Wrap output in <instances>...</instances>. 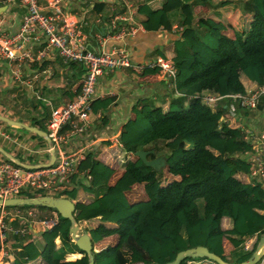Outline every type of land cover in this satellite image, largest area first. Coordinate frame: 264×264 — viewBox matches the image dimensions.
Listing matches in <instances>:
<instances>
[{
    "label": "trees",
    "instance_id": "1",
    "mask_svg": "<svg viewBox=\"0 0 264 264\" xmlns=\"http://www.w3.org/2000/svg\"><path fill=\"white\" fill-rule=\"evenodd\" d=\"M175 1L176 5L159 8L147 3L138 7V13L145 15L144 27H149L152 14L163 9L162 28L170 33L178 29L169 50L156 49L158 56L174 63L175 91L160 105L140 102L136 115L121 128L120 146L110 151L115 157L121 155L120 166L144 188L148 207L143 209L135 201V190L114 191L106 182L66 190L65 196L75 200L76 223L86 220L83 229L92 241L94 264H164L179 251L198 245L226 262L240 263L264 235V188L250 177L249 160L240 155L251 151V143L240 128L229 124V99L221 97L214 106L203 99L207 94H248L264 81V0ZM94 7L99 12L105 8L103 3ZM78 67L83 75L84 65ZM158 73V66L144 65L140 76ZM114 99L94 100L90 112L103 111ZM262 99L255 108L245 109L246 114L262 109ZM155 147L167 148L162 153L167 164L160 171L134 155ZM156 156L149 154L148 159ZM87 160L94 162L93 152L86 154L83 169ZM94 214L101 215L100 220H92ZM141 217L148 220L147 230ZM70 225L60 217L56 227L42 232V247L23 245L19 239L24 237L10 236L16 257L8 264H27L39 257L40 264H88V256L69 235ZM113 235L115 241L94 249V244ZM252 238L253 246L245 247ZM76 252L81 257L65 262L66 254ZM179 264L217 263L186 257Z\"/></svg>",
    "mask_w": 264,
    "mask_h": 264
},
{
    "label": "crops",
    "instance_id": "2",
    "mask_svg": "<svg viewBox=\"0 0 264 264\" xmlns=\"http://www.w3.org/2000/svg\"><path fill=\"white\" fill-rule=\"evenodd\" d=\"M40 1L42 4L46 3V0ZM101 3L105 8L99 12L94 5ZM143 3L153 8H159L162 4H177L175 0H65L62 8L77 20V29L84 37L89 50L124 49L134 65L144 66L161 57L158 56L160 53L156 52V49H170L178 29L170 33L162 28L163 9L152 14L149 27H144L141 20L145 18V15L138 13V7ZM2 6L6 7L0 12L4 29L11 33L17 31L26 12L25 6L20 0H0V7ZM107 16L110 18L107 19ZM113 19L117 22V31L120 30L121 24L135 27V30L121 38H107L102 45H99L95 36L96 31L107 27ZM26 48L35 57L33 61H26L21 65L19 78L16 77V70L18 71L16 63L9 59H0V115L47 132V121L51 111L73 98L80 89L82 79L81 68L78 67L80 63L66 61L56 49L47 46L43 35H40L39 41L28 42ZM38 53H42L41 56H38ZM174 91L173 83L163 80L160 73L140 76L129 69L105 72L96 82L94 100L113 96L114 101L101 112H90L89 120L85 123L82 132L72 136L61 149L64 153H71L84 148L85 156L87 153H94V162L90 163V160H87L85 169L79 174H74L70 185L61 191L59 196L53 197H66V190L78 185H97L101 182L108 183L114 191L127 190L128 187L121 185L122 177L125 179L129 177L125 169L120 166L122 157L121 155L115 157L110 151L120 146L118 136L121 128L136 115V107L140 102L151 100L154 104L160 105L169 99ZM262 101L264 104V99ZM245 111L243 109L239 114H234V117L239 116L240 127L238 128L251 131L255 135L264 133V105L252 115L246 114ZM0 146L23 163H43L50 157V152L47 150L48 143L43 136L3 121H0ZM55 154L57 157L58 152ZM235 154H238V151ZM248 155L245 153L242 157L248 159ZM3 156L0 153V158ZM129 184V188L138 187L139 194L142 192L143 188L134 181L131 180ZM35 210L39 217H52L57 212L44 207H38ZM92 220H100V217L92 218ZM81 222L85 225L86 220ZM9 224L17 226L16 221H10ZM82 224H79V227L84 230ZM42 232L40 227L33 224L30 234L19 240L23 245L34 243L42 247L45 244ZM112 237L99 242L98 244L102 245L94 249L99 251L105 248L113 242ZM254 241L253 238L249 239L245 246L250 248ZM58 242L59 238H56L55 243ZM13 243L14 239L10 240L5 253L0 251V264H8L16 257ZM72 255H76V258L71 259ZM79 257L81 253L78 252L66 254L65 262L74 261ZM41 260V257L29 259L27 264H40ZM59 264L63 263L59 262ZM260 264H264V253Z\"/></svg>",
    "mask_w": 264,
    "mask_h": 264
},
{
    "label": "built area",
    "instance_id": "3",
    "mask_svg": "<svg viewBox=\"0 0 264 264\" xmlns=\"http://www.w3.org/2000/svg\"><path fill=\"white\" fill-rule=\"evenodd\" d=\"M26 12L19 28L15 32L4 29L0 20V59H9L16 63V77H20L21 65L33 61L34 54L26 48L30 41H39L43 35L48 47L56 49L66 61L83 64L85 71L82 75L80 89L77 94L53 109L47 121V135L51 140V147L58 152L54 163L49 167L26 169L17 165L12 159L3 156L0 158V199L27 197L23 193L42 196L46 191L61 192L70 185L74 174L82 172V163L86 156L84 148L71 153L61 151L62 145L68 143L72 136L82 132L85 123L89 120L92 102L94 100L97 80L107 71L114 69H129L135 74L142 72L143 66L134 65L129 54L124 49L89 50L84 37L77 29V20L68 15L62 4L65 0H20ZM117 22L111 20L109 25L95 33L96 40L102 45L107 38H121L135 27L121 24L117 31ZM177 29V28H174ZM42 53H38L41 56ZM158 66L163 80L168 82L176 75L174 63L163 57H158L148 67ZM195 97V96H194ZM229 99L228 111L234 116L237 106L241 109L255 108L264 97V81L248 94L232 93L226 95L207 94L203 99L210 106H214L219 98ZM190 99V97H187ZM221 121H226L221 117ZM244 138L251 143L248 152L250 163V177L254 182L261 183L264 188V133L255 135L251 131L242 129ZM47 195V194H46ZM13 207V208H9ZM16 221L17 226L10 225ZM60 222L56 212L52 217H39L38 212L22 205H0V251L5 253L10 244V236L26 237L31 232L33 224L42 231H51ZM58 238V237H57ZM247 247V246H245Z\"/></svg>",
    "mask_w": 264,
    "mask_h": 264
},
{
    "label": "water",
    "instance_id": "4",
    "mask_svg": "<svg viewBox=\"0 0 264 264\" xmlns=\"http://www.w3.org/2000/svg\"><path fill=\"white\" fill-rule=\"evenodd\" d=\"M6 9L5 6L0 7V12ZM0 121L8 123L10 125H16L18 127H23L24 129L34 131L38 135L43 136L48 146L51 147V140L45 131H42L36 127L27 126L20 122L13 121L8 119L7 117L0 115ZM0 153L4 156L12 159L17 165L22 168L26 169H33V168H42V167H49L51 166L54 161L56 160L55 150L53 148L50 149V157L47 162L38 163V164H29L23 163L18 160L16 157L12 156L8 153L3 147L0 146ZM155 149L149 150H137L134 152V155L137 156L146 166L152 168L155 171L162 170L166 164L167 160L164 154H160L154 158L148 159L149 154H154ZM7 205V206H16V205H38L44 206L48 208L55 209L57 213L63 219H68L71 222L69 228V235L76 246L84 251L88 256V264H94V258L92 254V241L89 234L80 229L79 225L76 223L73 212L75 210V204L73 201L66 197H53L50 195H42L36 197H18V198H8V199H0V205ZM264 253V235L259 238V241L250 255V257L240 263H229L223 260L217 254L211 252L206 246L198 245L195 247H190L185 250L179 251L175 258L171 261H168L164 264H179L184 258L191 257V258H208L214 261L217 264H256ZM149 264H160V263H149Z\"/></svg>",
    "mask_w": 264,
    "mask_h": 264
},
{
    "label": "rangeland",
    "instance_id": "5",
    "mask_svg": "<svg viewBox=\"0 0 264 264\" xmlns=\"http://www.w3.org/2000/svg\"><path fill=\"white\" fill-rule=\"evenodd\" d=\"M41 2V1H40ZM170 82L172 81V78L169 80ZM261 83V82H260ZM260 85V84H259ZM236 109V111H235V113L236 114H239L240 112H242L243 111V109H239L238 107L237 108H235ZM235 116V115H234ZM234 116H232V115H230L229 113L227 114V116H226V118L229 120V123H230V125L232 126V127H240V120L238 119V117H234ZM4 146L8 149V147L4 144ZM157 146V145H156ZM149 147L150 148H152L153 146L152 145H149ZM157 148H159V145L157 146ZM155 149H156V147H155ZM10 150V149H9ZM163 150H166L167 151V148H162V149H156V152H155V154H157V155H160V154H162L163 153ZM237 151V150H236ZM106 152V151H105ZM241 155H243V154H241ZM128 177V176H127ZM162 177H164V176H162ZM129 182L131 183V180H130V178L128 177L127 179H125L124 177H122V187H128L129 188ZM130 189H133V190H135V195L133 196L134 197V199H135V201H138L139 203H142L141 204V207L143 208V209H146L147 207H148V201H147V199H146V197H143V195L145 194V190H144V188L142 189V192L139 194V188L138 187H132V188H130ZM46 194L47 195H52V196H59L60 194H61V192H54V191H52V190H49V191H46ZM73 202H75V200H72ZM23 207H30V208H33V209H37L39 206L38 205H22ZM42 207H44V206H42ZM9 208H13V207H9ZM44 208H46V209H48L49 210V208L48 207H44ZM100 217L101 215H99V214H94V216H92V217ZM147 219L146 218H140V224H141V226L142 227H144L146 230H147ZM81 221H79L78 222V224H82V222L80 223ZM83 225V224H82ZM81 225V226H82ZM113 240H111V241H115V239H116V237H115V235H113ZM102 244H98V243H96V244H94V247H99V246H101ZM51 264H56V263H51ZM59 264V263H58Z\"/></svg>",
    "mask_w": 264,
    "mask_h": 264
}]
</instances>
